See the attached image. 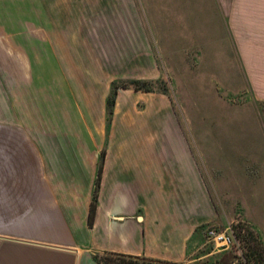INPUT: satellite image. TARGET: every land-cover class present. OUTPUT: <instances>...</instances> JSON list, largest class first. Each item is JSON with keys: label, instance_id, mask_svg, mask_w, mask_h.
Returning <instances> with one entry per match:
<instances>
[{"label": "crops", "instance_id": "obj_1", "mask_svg": "<svg viewBox=\"0 0 264 264\" xmlns=\"http://www.w3.org/2000/svg\"><path fill=\"white\" fill-rule=\"evenodd\" d=\"M36 53L42 95L0 123V264L192 262L195 236L219 219L211 171L250 164L233 159L264 121L234 122L222 103L218 123L195 125L168 95L120 89L107 126L106 98L114 80L164 81L167 68L181 101L230 77L264 108V0H0V68L24 79Z\"/></svg>", "mask_w": 264, "mask_h": 264}, {"label": "rangeland", "instance_id": "obj_2", "mask_svg": "<svg viewBox=\"0 0 264 264\" xmlns=\"http://www.w3.org/2000/svg\"><path fill=\"white\" fill-rule=\"evenodd\" d=\"M228 52L229 59L233 58L230 44ZM44 55V53H36L37 61L29 69V76L24 79L23 73H25V69L28 70L27 68L16 69L10 66L0 68V76L7 81L0 83V123L3 115L7 116L9 114L7 111L10 112L11 118L13 114L16 119L24 117L26 113L23 112L25 109H22V107L27 108V102L32 107L38 101L37 94L42 95L44 74L42 62L44 61ZM5 63L7 62L5 61ZM187 70L190 71L191 69L188 68ZM163 71L165 93L172 101L177 114L179 115V111L186 110L187 112L180 117L183 120L188 121V117H190L192 123L200 126L218 123L220 121L218 112L224 107H221L222 103H225L227 105L225 108H228L229 114H233L234 122H242V124L258 123L260 125L263 123L264 108L250 99L246 92L247 89H244L243 84L239 81L237 82L235 79L228 77L227 80H222L221 83L213 81L210 88L207 83L192 84L191 86L194 89L192 94L199 96V98L181 101L177 97V89L172 81V73L167 68H164ZM201 75L196 76L199 78ZM195 79L198 80L196 77H192V80ZM206 80L209 82L208 77ZM185 87H188V85L185 84ZM214 89L215 92H213ZM197 90L198 92L195 93ZM203 97L208 98L202 100ZM186 103L188 105L187 109H185ZM237 116L238 118H236ZM256 134L255 143L257 145H254L253 148L250 147V149L243 148L242 153L235 155V159H233L234 161L240 158L244 160V157H247L250 159V164H247V160H244L245 164L241 171L228 170L221 175L222 177L219 176L220 173L211 171L212 177L210 178L212 198L219 215V219L211 225L219 231L229 229L232 232L233 246L229 251H232L237 261L240 262L239 264L244 262L242 253L245 250L243 249L253 247L252 242H249L250 233L253 234V237L263 249L261 257L258 258V264H264V137L262 131ZM224 140L231 141L230 137H225ZM249 150L251 156L248 155ZM230 152L229 148L228 153ZM234 163L236 164V162ZM206 227L192 241L190 254L192 262L197 261L202 251L208 249L213 252L216 251L215 247L206 240L204 235Z\"/></svg>", "mask_w": 264, "mask_h": 264}, {"label": "trees", "instance_id": "obj_3", "mask_svg": "<svg viewBox=\"0 0 264 264\" xmlns=\"http://www.w3.org/2000/svg\"><path fill=\"white\" fill-rule=\"evenodd\" d=\"M120 89H127L133 91H141L145 93H160L167 95L165 93V83L162 79L159 80H114L110 84L109 94L106 98L105 104V112H106V124L111 121L113 116V109L115 105V99L117 96V92ZM172 102V101H171ZM105 157V151L103 150L100 154V160L98 165L97 174L94 180L93 186V193H92V200L89 210L88 216V225L92 226L95 211L97 207V199H98V190L101 183V175H102V166L103 160ZM201 228H197L196 232H199ZM249 242H252L253 247H248L249 249H243L242 257L244 258V262L242 264H258L259 257H261L263 253V249L260 243L253 237V234L250 233ZM241 238V237H240ZM254 240V242H253ZM244 248V247H242ZM92 260L96 264H239L240 262L237 261L235 255L232 251H211L208 249L206 251H202L200 257L197 258V261L191 262L187 260L184 263H173L167 262L152 258H147L144 256H132V255H125L119 253H112V252H98L92 255Z\"/></svg>", "mask_w": 264, "mask_h": 264}, {"label": "built area", "instance_id": "obj_4", "mask_svg": "<svg viewBox=\"0 0 264 264\" xmlns=\"http://www.w3.org/2000/svg\"><path fill=\"white\" fill-rule=\"evenodd\" d=\"M206 240L211 243L217 251H227L233 246V236L229 229L219 231L212 225L204 230Z\"/></svg>", "mask_w": 264, "mask_h": 264}]
</instances>
